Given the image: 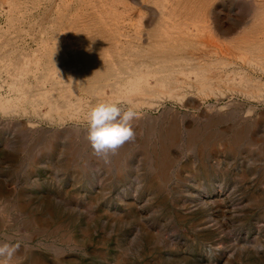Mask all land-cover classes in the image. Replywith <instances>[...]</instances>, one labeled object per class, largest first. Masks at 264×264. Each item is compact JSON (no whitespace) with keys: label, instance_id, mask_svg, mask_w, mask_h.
Segmentation results:
<instances>
[{"label":"rangeland","instance_id":"374dc122","mask_svg":"<svg viewBox=\"0 0 264 264\" xmlns=\"http://www.w3.org/2000/svg\"><path fill=\"white\" fill-rule=\"evenodd\" d=\"M115 101L141 118L105 161L87 118ZM5 242L8 264H264V0H0Z\"/></svg>","mask_w":264,"mask_h":264},{"label":"clouds","instance_id":"9594fccd","mask_svg":"<svg viewBox=\"0 0 264 264\" xmlns=\"http://www.w3.org/2000/svg\"><path fill=\"white\" fill-rule=\"evenodd\" d=\"M140 118V106L131 102L127 107L121 101L98 103L87 118L86 138L93 154L107 161L121 146L135 139L134 122ZM18 247V244L0 243V264H8Z\"/></svg>","mask_w":264,"mask_h":264},{"label":"bare ground","instance_id":"6f19581e","mask_svg":"<svg viewBox=\"0 0 264 264\" xmlns=\"http://www.w3.org/2000/svg\"><path fill=\"white\" fill-rule=\"evenodd\" d=\"M59 71V70H58ZM28 72V71H27ZM87 74V73H86ZM97 74V73H96ZM99 75H100V73H98ZM144 74V73H143ZM98 75V76H99ZM94 77V76H93ZM134 80V79H133ZM135 84V83H134ZM206 85V84H205ZM212 90V89H211ZM207 93V92H206ZM147 95V94H146ZM10 100V99H9ZM232 112V111H231ZM236 112V111H235ZM229 113V112H228ZM235 115V114H234ZM209 119V118H208ZM224 119V118H223ZM227 120V119H226ZM231 120H233V119H231ZM215 121V120H214ZM219 121V120H218ZM223 121V120H222ZM210 122V121H209ZM228 122V121H227ZM208 123V122H207ZM224 124V123H223ZM175 126V125H174ZM174 126H172V129H170L171 130V133H172V135L174 136L175 135V131L177 130V129H175L174 128ZM208 126H209V124H208ZM219 126V125H218ZM221 127V126H220ZM243 128V127H242ZM177 132H179V131H177ZM192 131H190V133H191ZM194 133V132H193ZM221 133V132H220ZM246 133V132H245ZM244 133V134H245ZM250 133V132H249ZM217 134V133H216ZM201 136V135H200ZM196 137L195 135L193 136H191L190 135V138H189V143H194V142H198V143H203V140H202V138L201 137ZM205 136V135H204ZM208 136V138L210 137V135H207ZM243 135H234L232 138H231V140H230V142L233 144H231V143H227L228 145H227V149L229 150V151H235L237 148H235V146H234V143L236 144L239 140H241V139H243V137H242ZM175 137H176V135H175ZM206 137V136H205ZM174 138V137H173ZM57 139H58V137H57ZM227 139V138H226ZM246 139V138H245ZM161 140V139H160ZM173 141V140H172ZM224 141V140H223ZM225 142H227L226 140L224 141V143ZM229 142V141H228ZM243 142V141H242ZM205 143V142H204ZM203 143V144H204ZM223 143V144H224ZM163 144V143H162ZM165 144V143H164ZM209 144V143H208ZM220 144H222V143H220ZM245 144V143H244ZM52 145H53V143H52ZM71 146V145H70ZM195 146V145H194ZM198 146H199V144H198ZM208 146V145H207ZM237 146V145H236ZM209 147H212V146H209ZM190 148V147H189ZM214 148V147H213ZM165 150V149H164ZM211 150V149H210ZM198 151H200V155H201V157L204 159V158H206L207 157V154H206V147L204 146V145H202L201 144V146H200V150H198ZM259 151V150H258ZM210 152V151H209ZM117 153V152H116ZM72 154V153H71ZM120 154H122V153H120ZM146 154V153H145ZM166 154V153H165ZM163 155V154H162ZM72 156V155H71ZM164 156V155H163ZM114 157V156H113ZM118 157V156H117ZM165 157H166V155H165ZM132 158V157H131ZM162 158V157H161ZM75 159V158H74ZM160 159V158H159ZM207 159V158H206ZM122 160V159H121ZM166 160H167V158H166ZM150 161V160H149ZM160 161V160H159ZM119 163H120V161H119ZM164 164V163H163ZM70 165V164H69ZM118 165V164H117ZM116 165V166H117ZM121 165V164H120ZM149 165V164H148ZM152 165V164H151ZM162 165V164H161ZM72 166V165H71ZM165 167H167L166 166V164L164 165ZM69 168V167H68ZM118 168H119V166H118ZM162 168V167H161ZM160 168V169H161ZM158 169V168H157ZM119 170V169H118ZM121 170V169H120ZM153 171L152 172H150L151 174H150V180H151V187H153V188H155L156 189V191L157 190H160L164 185H163V183H162V180H161V178H163V172L161 171V170H159L161 173H159V171H157V170H155V169H152ZM163 170V169H162ZM120 173V172H119ZM147 174V173H146ZM163 189H164V187H163ZM161 191H163V190H161ZM170 195V194H169ZM41 216V215H40ZM50 232H51V230H49ZM70 233V232H69ZM150 235V234H149ZM70 238V237H69ZM14 260H16L17 261V264H26L24 261L22 262V261H18V259H16V258H14ZM28 263V262H27ZM34 263H36V264H42L41 262H34Z\"/></svg>","mask_w":264,"mask_h":264}]
</instances>
